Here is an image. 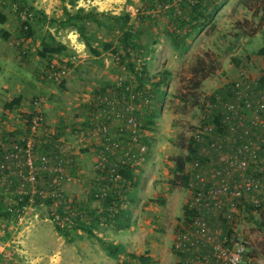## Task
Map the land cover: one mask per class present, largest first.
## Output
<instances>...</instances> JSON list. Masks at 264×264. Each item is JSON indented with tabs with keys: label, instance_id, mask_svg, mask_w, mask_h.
<instances>
[{
	"label": "rangeland",
	"instance_id": "rangeland-1",
	"mask_svg": "<svg viewBox=\"0 0 264 264\" xmlns=\"http://www.w3.org/2000/svg\"><path fill=\"white\" fill-rule=\"evenodd\" d=\"M193 1L0 0L6 15L0 29L8 33L3 37L0 31V162H5L0 169V264H142L129 256L131 252L144 253L154 264H174L199 253L198 247L183 252L173 247L176 234L196 215L204 216L221 239L235 238L244 245L239 264H264V210L247 209L251 204L245 199L231 198L239 211L229 224L218 210L187 207L191 194L173 160L188 153L196 130L219 112L236 78L247 74L260 81L264 76V57L256 53L264 46V0H203L211 4L213 16L203 29L191 31L180 21L191 17ZM65 9L80 17L81 30L64 24ZM87 12L89 18L84 17ZM25 20L31 36L21 30ZM171 32L177 34V44ZM42 41L61 43L65 49L42 57ZM86 43L100 53H92ZM200 55L217 69L202 80L195 91L199 103L193 105L191 93L186 101L179 96L189 87ZM49 63L66 67L62 82L47 78ZM170 70L173 74L164 76ZM130 92L138 95L131 98ZM36 98L44 100L46 130L32 133L28 127ZM126 102L132 103L146 158L134 165L141 172L133 171L132 183L110 174L109 182H98L95 177L105 173L94 168V152L80 151L87 165L84 172L76 169V154L66 153L67 148L79 151L86 148L88 136L93 138L92 132L98 135V119L93 121L92 113L99 118L106 109L111 116ZM154 110L157 116L151 120ZM27 140L34 158L48 154L46 169L36 165L34 183L20 176L9 160L11 144L23 146ZM57 142L59 153H66L63 171L55 169ZM199 149L209 161L206 172L223 167L218 156L228 153L225 148ZM222 173L232 183L240 175ZM241 174L261 177L264 189L263 173L250 166ZM102 188L107 196H96ZM33 189L38 192L31 193ZM133 189V201L165 202L173 206V214L135 216L131 211L121 218L125 225H119L113 216L125 210ZM259 195L264 198V191ZM105 242L117 243L123 251L109 256Z\"/></svg>",
	"mask_w": 264,
	"mask_h": 264
},
{
	"label": "built area",
	"instance_id": "built-area-1",
	"mask_svg": "<svg viewBox=\"0 0 264 264\" xmlns=\"http://www.w3.org/2000/svg\"><path fill=\"white\" fill-rule=\"evenodd\" d=\"M67 73L65 66H55L54 63L48 64V79L62 82ZM259 82L256 78L247 74L240 75L229 87V99L220 104L219 113L222 115L221 122L224 123L225 127L220 133L218 132L216 142L213 144H215L214 149L221 150L220 148H225L228 149V153L219 154V161L223 167H215L213 172L221 174L222 171L228 172V170H231L240 173L235 177L231 191L227 193L224 190L230 184L217 186L210 191L203 190L209 179L207 176L199 174H196L195 179L190 181L200 187V190L194 192L191 188H188L191 198L187 203V207L192 208L196 204L204 206L207 210L211 208L218 210L225 222L229 224H233L235 221L234 213L237 211L236 202L231 198H243L255 210H259V208L264 210V198L259 195L264 191L261 179L241 174V172L249 169L251 163L257 164L255 166L257 171L264 172V81ZM124 89L129 90V87L124 86ZM129 95L131 98H135L138 94L130 92ZM147 100V98L144 99V101ZM43 102V98L33 100V109L30 112L31 118L28 127L29 132L46 130ZM102 113L101 111L99 118H102ZM106 115L110 116L109 113ZM133 115V106L130 102H126L121 108H114L111 115L123 119L124 127L130 134V137L126 140L122 139L123 128L119 129L116 138H112L111 129H109L107 123L98 121V135L104 137L94 151V161L96 163L94 168L105 173V175L106 173L110 174L115 180L121 179L119 170L123 169L124 166L134 167L146 158V145L142 142L139 143L138 138L141 129L138 128V122ZM212 131V126L205 125L196 130L195 136L201 137ZM33 148L30 140H27L23 146H18L13 142L10 146L9 156V160L17 167V173L30 183H34L37 179ZM116 153L119 154V157L111 163L110 157ZM46 162L47 157L42 155L40 163L45 167ZM197 164V161L193 162V166H197ZM61 165V160H59L55 169L63 171ZM4 167L5 162H0V169ZM105 189L102 188L96 196H107ZM32 192L37 193L38 191L33 189ZM54 194L56 196V193ZM173 247L176 251L182 252L199 248V253L179 259L174 264H239L245 250L244 245L237 242L235 238L226 239L224 237V239H221L219 232L216 231L215 233L208 225L206 218L201 215L189 217L183 228L176 234Z\"/></svg>",
	"mask_w": 264,
	"mask_h": 264
},
{
	"label": "trees",
	"instance_id": "trees-1",
	"mask_svg": "<svg viewBox=\"0 0 264 264\" xmlns=\"http://www.w3.org/2000/svg\"><path fill=\"white\" fill-rule=\"evenodd\" d=\"M202 1L203 0H195V1L191 2L190 13L192 15L188 20L185 21L184 20L185 18H184L180 21V23H183L182 27H184V24H185V25H187L188 30H191V31H197V30H201L204 28L205 24L213 16V14H212L213 11L212 12L208 11V8L211 5L209 2L207 4H203ZM214 7L216 10L217 9L216 4H214ZM65 11L67 13V17L65 19L64 24H70V25L76 24V26L78 28H80V30H81L80 17H78L76 15H74V16L70 15L66 9H65ZM89 13L90 12H87L84 17L89 18L90 17ZM73 19H77V20L72 21ZM5 21H6V15L0 11V23H4ZM21 30L23 33L27 34L28 36H31L33 34L31 31V26H30L29 22L26 20L22 22ZM0 31H2L3 37H7L8 33L6 31L1 30V29H0ZM127 33H131V32L128 31ZM171 33H172L171 34L172 40L175 42V44H177V41H178L177 34L175 32H171ZM183 35H185V33ZM123 39H125V36H123ZM86 45L89 46L92 53H94L96 55H98L100 53L98 49H96L94 47L91 48V46L87 43H86ZM110 45L111 44L107 43L104 47L106 49H108L110 47ZM64 49H65V46L61 43L42 41L41 42V48L38 50V54L40 56L44 57L48 54L59 53ZM256 53L264 57V46L260 47ZM195 63H196V65L193 66V68H192L193 74H192V77L190 78L191 83L189 84V87H187L185 89L186 91H182L183 94L179 96L182 101H186V98L188 97L187 94L191 93V96L193 98V105H197L199 103L198 99H197V94L195 91L198 90V88L201 86L202 80L207 75L214 73V71H216V69H217L216 64H209L208 65L205 61V58L202 55L195 57ZM164 76H169V72L164 74ZM263 81H264V76H262L259 83H262ZM229 95H230V93H229ZM156 116H157V114L154 110L152 113V116H151V120L155 119ZM30 118H31V113H30ZM221 118H222V115L219 112H217L216 115L213 114L212 118H211V122H208V124H207V125H210L213 127V131L210 132L209 134H206L203 136H201V134H199L201 137L194 136L195 140H191V142L188 144V153L185 154L184 156L183 155L175 156L173 159L175 162V165H176L175 170L178 172V174L180 175V178L183 180V185H185L188 188H191L194 192L199 191L200 187L196 186L190 180H194L196 174L205 176V173H206V176L208 177L209 181H207L205 183L203 190L210 191L217 186H224L226 184H230V185L227 186V188L226 187L224 188L225 192L228 193L232 189L233 183H232L231 179H227V177L225 176V173L220 174V173L213 172L215 166H212L211 168L209 167V169H207V172H206V167L204 168V166L206 164H209V161H208V158H206V156H204V155L201 156L202 153L204 154V152H203L204 150L202 151V149H199V148L205 147V148L212 150L213 148H215V144H213V143L216 140L218 132L220 133L225 127L224 123L221 122ZM58 141H59V139H58ZM212 144H213V146H212ZM55 146H56V152L55 153L57 154L55 156V158H56L55 159V165H58L59 160H60L58 158L60 142H57V144H55ZM96 149H97V147L92 152H94ZM198 149L200 152V156L197 155ZM42 155H45L46 157L48 156V154H46V153H40V156L38 158H34V161H35L36 165L39 166L40 169H46L48 160L45 163V167H44L43 164L40 163V157ZM194 161L198 162L197 166H193ZM191 164H192V170H188L190 168ZM256 165H257L256 163H251V166L253 168H255ZM201 166H203V169H205V172L203 169L202 170L200 169ZM184 168H186L185 173H184ZM133 171H134V167L130 166V165H126V166H124L123 169H120L119 173L122 177V180H126L128 182L130 181L132 183L133 182V175H134ZM255 172L264 174V172L257 171L256 168H255ZM106 176L109 177L110 175L106 173ZM251 176H253V175H251ZM253 177L261 178L257 175H254ZM57 196H58V194H56L55 197H57ZM59 196H61V194H59ZM52 199L53 198L50 197L48 201H50V200L52 201ZM236 199L239 200V198H236ZM237 203L238 202H236V209H237V205H238ZM247 205H248V207L246 206L245 208H247V209L253 208L252 205H249V204H247ZM238 211L239 210L237 209L236 213ZM186 217H188V216H186ZM113 218L115 219V222H117L119 225H125V224H123V221H121L122 213L120 216L119 215L113 216ZM100 219H101L100 216H97V220L100 221ZM68 221H70V220H68ZM55 228L57 230L58 229L61 230V228L58 225H56ZM104 246H105V249L107 250L108 255L112 256V257H116L120 253V251H123L122 247L117 243L105 242ZM129 256L131 258H137L142 264H154V262L148 256H146L144 253L142 254V253L131 252V253H129ZM117 264H127V262H119Z\"/></svg>",
	"mask_w": 264,
	"mask_h": 264
},
{
	"label": "crops",
	"instance_id": "crops-1",
	"mask_svg": "<svg viewBox=\"0 0 264 264\" xmlns=\"http://www.w3.org/2000/svg\"><path fill=\"white\" fill-rule=\"evenodd\" d=\"M172 74L173 73L170 70L169 75L171 76ZM169 84H168V87L170 89ZM165 86L167 87V85H165ZM107 113H110V110L109 111L105 110V112H103L101 114L102 118H98L96 114L92 113V118H93V120L98 119V120H95V122H97V121L106 122L109 129H111V137L112 138H116L117 132L119 131V129L123 128L122 139H124V140L128 139L130 137L129 136L130 134H129L128 130L124 127L123 119H118V118H115L114 116H107L106 115ZM104 117H105V119H104ZM92 135H93L92 139L90 138V136H88L86 139L87 145L84 146L86 148H81L79 151L78 150L71 151L69 148H67L66 153L76 154L75 155L76 158H74V160H75L74 165L76 166V169H78L80 171L85 172L87 169V165L84 162L85 156H84V154H81L80 151L82 150V152L87 153L86 150L88 148L92 152L96 147H98V144L102 141V139L104 137L102 135H97L94 132H92ZM141 135H142V133L140 132L139 137ZM138 139L141 141L140 138H138ZM40 145H42V144L40 143L38 148H41ZM225 150L228 151V149H225ZM65 154H58V158L61 160V163L63 164V166H65L64 158H63V155H65ZM118 157H119V154H117V153L114 154L112 157H110V162L113 163ZM134 170H135L134 173H140L141 167H134ZM185 170H186V168H185ZM95 179H98V182H103V180L109 182L108 180H110L108 178V176H106V175L96 176ZM129 188H130V186H129ZM123 190L125 191L126 189L123 188ZM135 190L136 189L131 190L132 193H131V198L129 200L130 203H129V201L127 202L129 204L125 203V205H124L125 210L122 212V216H131L132 212H134L133 215H135V216H139V215L140 216H165V214H168V215L173 214V206H168V205H166L165 202H162L161 204L160 203L159 204H152V201H148V200L146 201L145 199H140V200L136 199V202H135V200L133 201L132 195L134 193H136ZM136 195L140 196L141 194H136ZM127 207L130 211L126 210Z\"/></svg>",
	"mask_w": 264,
	"mask_h": 264
}]
</instances>
